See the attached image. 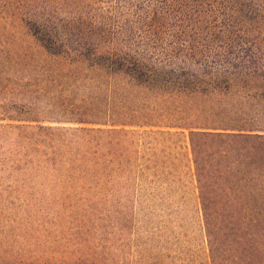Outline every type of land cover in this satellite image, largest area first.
I'll list each match as a JSON object with an SVG mask.
<instances>
[{
  "label": "trees",
  "instance_id": "trees-1",
  "mask_svg": "<svg viewBox=\"0 0 264 264\" xmlns=\"http://www.w3.org/2000/svg\"><path fill=\"white\" fill-rule=\"evenodd\" d=\"M7 1L26 0H0ZM54 2L73 10V17L61 21L39 7ZM34 3L30 31L42 48L86 64L103 87L112 77L111 98L118 102L126 84L137 109L131 116L117 113V121L78 122L111 129L10 125L14 131L6 135L18 161L60 184L90 182L94 190L102 184L110 194L136 170V134L126 128L150 124L152 114L173 120L167 127L189 132L210 264H264V0ZM96 199L53 203L84 213L96 210ZM113 203L105 196L101 204ZM98 249L61 264H114Z\"/></svg>",
  "mask_w": 264,
  "mask_h": 264
},
{
  "label": "rangeland",
  "instance_id": "rangeland-1",
  "mask_svg": "<svg viewBox=\"0 0 264 264\" xmlns=\"http://www.w3.org/2000/svg\"><path fill=\"white\" fill-rule=\"evenodd\" d=\"M39 7L61 21L75 14L59 2ZM37 10L34 0L0 2V264L69 263L94 246L114 264H210L189 132L167 127L173 120L152 114L150 124L126 128L136 134V170L132 181L116 184L110 194L102 184L95 190L88 189L90 182L60 184L18 161L6 135L14 131L10 125L111 129L78 122L107 123L137 109L126 84L119 103L111 98L112 77L103 87L86 64L47 53L30 31ZM95 194L90 212L70 213L53 203ZM105 196L114 198L110 208L101 204Z\"/></svg>",
  "mask_w": 264,
  "mask_h": 264
}]
</instances>
